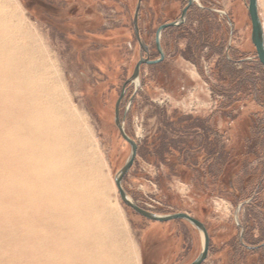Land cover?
I'll list each match as a JSON object with an SVG mask.
<instances>
[{
  "label": "rangeland",
  "instance_id": "obj_1",
  "mask_svg": "<svg viewBox=\"0 0 264 264\" xmlns=\"http://www.w3.org/2000/svg\"><path fill=\"white\" fill-rule=\"evenodd\" d=\"M247 2L194 0L181 25L162 30L163 60L141 65L137 85L125 86L119 105L124 130L137 144L124 190L146 210L201 221L209 235L202 264H264V67L251 42ZM186 3L0 0L18 49L29 51L32 79L20 81L35 84L5 113L41 122L49 107L64 117L58 129L65 144L53 141L50 152L24 155L22 183L31 184L35 170L28 166L43 157L61 158V166L78 168L90 182L95 173L104 192L96 219L108 228L97 235L101 246L116 243L119 264H189L202 249L191 223L146 219L121 201L114 183L131 151L114 123L121 87L140 58H158L157 27L177 20ZM257 3L264 32V0ZM137 5L147 53L133 28ZM17 54L10 71L25 62ZM7 117L3 124L0 113V235L16 234L0 244V264H31V220L14 216L28 209L20 201L17 153L4 143L16 141L18 124Z\"/></svg>",
  "mask_w": 264,
  "mask_h": 264
},
{
  "label": "bare ground",
  "instance_id": "obj_2",
  "mask_svg": "<svg viewBox=\"0 0 264 264\" xmlns=\"http://www.w3.org/2000/svg\"><path fill=\"white\" fill-rule=\"evenodd\" d=\"M5 13L0 5V77L7 75L4 77L7 81L0 79L3 81L0 86V113L3 124L11 121L7 116H11L18 124L14 130L15 135H18L16 141L12 139L10 144L4 143L11 145L17 153L20 201L27 203L28 209L27 212L19 211L14 216L20 220L28 216L31 220L26 226L30 250L36 255V260L31 264L122 263L123 258L114 247L115 241L113 247L111 244L100 245L102 239L97 233L107 231L108 228L103 227V224L97 222L99 219H96L97 201L104 198V192L97 183L99 180L95 173L92 174L94 180L90 182L78 168L61 166V158L58 159L59 162H49L43 157L42 161L28 166L35 170L31 184L25 187L22 183L27 165L23 161L24 155L50 152L51 142L60 141V144H65L66 137L58 129V124L64 121V117L57 115L49 107L44 110L41 122L18 112L5 113L9 111L11 104L18 103L20 96H24V90L27 91L34 84L32 80H26L25 84L20 81L21 78H31L27 74L31 68L29 51L25 46L18 49L16 30ZM17 52L25 56V62H22L21 70L10 71L8 63L14 62L12 59L17 57ZM17 106L18 104L12 111H16ZM38 140L42 143L35 146L34 143ZM3 221H8L7 217ZM15 234V230L1 234L0 244L13 239ZM19 251L22 250L18 247L16 252Z\"/></svg>",
  "mask_w": 264,
  "mask_h": 264
},
{
  "label": "water",
  "instance_id": "obj_3",
  "mask_svg": "<svg viewBox=\"0 0 264 264\" xmlns=\"http://www.w3.org/2000/svg\"><path fill=\"white\" fill-rule=\"evenodd\" d=\"M193 1L194 0H187V3L183 7V9L181 10L180 16L178 17L177 20L161 24L157 27V29L155 31V47H156V50H157L158 55H159L158 58L149 59L148 56L145 58H140L137 61V63L135 64L131 76L125 80V82L123 83V85L121 87V91H120L118 99L115 103V108H114V123H115L121 137L123 138V140L129 144L131 151H130V155H129L126 163L117 172V174L114 178V183H115V187L117 189V192L119 194L121 201L125 205L130 207L133 211H135L137 214L145 217L146 219L153 220V221H160V222L174 220V219H182V220H185V221L191 223L198 230V232L201 235L202 249H201V252L199 253V255L189 264H201L207 256L208 247H209V235L207 233V230H206L204 224L201 221L192 217L190 214H188L186 212L158 214V213H154V212H151L149 210H146V209L138 206L137 204H135L133 202V200L129 197V195L126 193V191L124 190V188L122 186V179L125 176V174L127 173V171L130 169V167H131V165H132V163L136 157L137 144L125 132L124 126H123V119L120 118V112H119V105H120V102L122 100V97H123V94L125 91V86L128 83H134L135 85H137L141 65H143V64L153 65V64H157L163 60L164 53H163L161 45H160V34H161L162 30H164L167 27L181 25L184 22L186 12H187L188 8L192 5ZM257 1L258 0H248L247 11H248V15L250 18V23H251V34H250L251 42L255 47L257 59L259 60V62L264 67V32H263L262 22H261V19L259 17V13H258ZM138 9H139V5H137V7L135 9V13H134V17H133V28H134L136 39L139 42L140 48L145 53H147V47L140 41V37H139L138 26H137Z\"/></svg>",
  "mask_w": 264,
  "mask_h": 264
},
{
  "label": "flooded vegetation",
  "instance_id": "obj_4",
  "mask_svg": "<svg viewBox=\"0 0 264 264\" xmlns=\"http://www.w3.org/2000/svg\"><path fill=\"white\" fill-rule=\"evenodd\" d=\"M192 217H193V216H192ZM194 218H195V217H194ZM244 246H246V247H247V246H249V245H244ZM208 250H209V247H208ZM207 255H208V253H207ZM206 257H207V256H206ZM205 259H206V258H205ZM201 264H202V263H201Z\"/></svg>",
  "mask_w": 264,
  "mask_h": 264
}]
</instances>
